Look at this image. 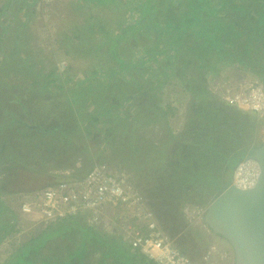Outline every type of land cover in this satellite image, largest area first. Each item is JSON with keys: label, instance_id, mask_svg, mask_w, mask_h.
I'll list each match as a JSON object with an SVG mask.
<instances>
[{"label": "trees", "instance_id": "1", "mask_svg": "<svg viewBox=\"0 0 264 264\" xmlns=\"http://www.w3.org/2000/svg\"><path fill=\"white\" fill-rule=\"evenodd\" d=\"M37 1H31L30 4ZM96 1L112 4L123 0ZM133 9L138 10V17L134 22H130L129 15H134L132 9L127 13L128 17L123 15V22L126 24L116 33L110 49L117 47L119 41L139 38L141 34L146 35L147 38L153 37V41L145 43V53L134 63H131L130 59L115 56V64L107 69H101V74L104 73L105 77L97 79L96 84H90V79L94 75H88L84 79L75 81V84L67 89H62L61 85L56 86L54 93L64 91L54 97L53 102L48 105L34 94L35 89L33 93L31 87L18 86L12 82L13 78L7 73L0 76V83L3 86L17 87L28 94V97L24 96L27 100L13 99L3 103L4 112L9 113L1 116L0 126H10V130L8 129V134L2 135L4 138L0 140V151H3L0 164H5V170L14 172L18 179L22 177L33 179L47 170V166L44 165L46 163L52 169L54 166L52 164L57 160H68L74 155L79 158L80 152L86 150L95 135L100 133L98 130L103 133L100 139L107 135L112 141L117 139L116 142L121 144V130L114 126L117 122V114L116 117L112 116L115 110H120L126 120L133 122L132 130L139 128L141 121L142 125L149 127L160 116L162 119L175 118L179 109L169 102L162 106L160 95L162 86L166 84L165 77L178 75L182 84L189 85L188 90L192 93L190 104L194 105V109L189 112L190 117L182 128L176 131L166 130L161 136L164 138V145L170 147L172 142L175 148L169 158L164 157L169 161L168 167L163 168L160 163L152 167L157 189L152 192L149 183L140 175V171L130 167L121 158L113 161L100 159L92 167L104 163L111 167H125L130 170L134 174L133 180L138 186L136 187L146 198V203L157 217L160 228L182 252L199 261L209 249L204 235L212 234L213 229L209 227L210 230H207L206 227L207 231L202 228L201 230L187 216L188 211H193L194 214L197 209H201L205 200L201 205L190 200L183 204L184 196H187V199L198 196L207 200L212 195L215 197L221 184L230 181L232 170L248 151L238 148L230 152L223 148L228 143L236 146L231 141L247 131V129L243 131L247 121L244 118L236 121L235 115H240L242 112L228 106L209 91L207 88L209 77L201 73V69L221 58L224 61L241 64V67L264 81V0H145L141 6L136 5ZM10 60L8 59L7 62ZM25 61L22 60L23 63ZM155 63L157 65L159 63V69L163 70L157 71L155 68L158 66ZM150 68H153L151 69L153 72L149 71ZM52 73L53 71L47 76ZM22 94L23 92L20 95ZM61 97H65V101L61 100V103L64 102L63 105L56 101V98L60 100ZM34 99H38L35 104L31 102ZM141 99L148 101L150 106L140 112L137 111V114L133 108L139 109L137 106ZM36 108L39 112L41 110L43 113L44 110L50 113L41 123L31 125L34 120L30 119L31 122L27 123L29 118L25 116L27 114L31 116L30 112L36 111ZM0 111L2 114V108ZM14 113L19 116L23 114L24 117L20 119ZM77 113H82V120L77 118L75 115ZM53 120L56 122L51 123ZM85 122L91 127L90 130L84 129ZM253 124L251 126L256 130V122L254 121ZM12 129L19 132L18 136L21 137H18ZM126 130L122 129V133L126 134ZM140 130L138 129L137 133L140 137L135 134V139L132 141L134 146L130 152L138 156L143 150L146 151V155L142 154L140 166L144 165L145 161L153 164L147 154L154 152L155 143H152L153 140L147 137L144 130ZM27 136L28 141L25 142ZM100 139L98 138L97 141ZM59 144L62 146V155L52 150ZM162 144L163 141L160 145ZM6 153L12 156L9 159L5 158ZM75 161L70 163L71 168H77ZM87 171L79 173L71 169L70 174H62L63 176L59 177H52L55 173H50L49 183L43 186L39 184L25 187L28 178L19 180L24 184L18 187L19 189H9L8 186L0 185V191L5 190L10 195L3 201L0 200V213H5V216L0 218V230H6L8 235H11L15 231L20 233L24 231V227H28L13 211L11 202L15 198L19 201L22 194H29L49 184L76 181ZM171 182L175 186L174 189L170 187ZM161 189L162 195L159 191ZM165 195H169V201L163 199ZM167 202L168 205L174 203L176 209L169 212ZM168 213L170 216L177 215L176 223L170 219ZM203 222L208 225L205 220ZM54 224L53 227H47L38 234L30 235L6 264H60L53 259V248H50L47 257L43 256V251L48 248L50 241L64 236L73 243L77 242L79 247L67 251L66 261L61 264H84L83 259L88 251L101 255L98 264H154L126 241L99 233L80 217L65 219ZM185 231L193 233L192 238L197 241V245L196 243L190 245L181 237ZM74 258L78 261L73 263L71 261Z\"/></svg>", "mask_w": 264, "mask_h": 264}, {"label": "rangeland", "instance_id": "2", "mask_svg": "<svg viewBox=\"0 0 264 264\" xmlns=\"http://www.w3.org/2000/svg\"><path fill=\"white\" fill-rule=\"evenodd\" d=\"M31 1L35 0H0V62L2 63L0 64V76L7 73L13 78L12 82L18 86L21 85L23 88L31 87L33 93V89H35L34 94L38 95L41 100L48 105L53 102L54 97L61 95L64 91H60L58 94L54 93V87L61 85L62 89H67L70 85H74L75 81L84 79L88 75H94V77L90 79V84H96L97 79L105 77L104 73L101 74V69H107L115 64V56L119 55L120 57L130 59L131 63H134L145 53V43L153 41V37L147 38L146 35L141 34V37L143 36L142 38H130L124 41H119L117 47L110 49V45L113 43L112 40H115L116 38V33L120 32L123 25L126 24L123 22V15L125 14L126 17H128L127 13H130V10L132 9L134 15L128 14V19L130 22H134L135 18L138 17V10L133 9V7L136 5L141 6L145 0H133L134 2L132 0H120L121 2L118 1L112 4H109L108 2L100 3L96 0H38L36 3L30 4ZM2 30H4L3 34ZM8 59L11 60L7 62ZM218 59L219 60L214 61L213 64L201 69V73L205 74L206 77H209L207 88L218 99L222 98L223 92H225L226 88L235 86L240 87L241 84L247 80L252 81L259 78L253 75L248 69L241 67V64L238 65L237 62L232 63L226 60L224 61L221 58ZM22 60H26L25 63H23ZM155 65L158 66L159 63L158 65L155 63ZM151 69L153 68H150L149 71L153 72ZM155 69L159 72L163 70L159 69V66ZM52 71L53 73L50 76H47ZM188 72L189 71H187V73ZM165 78L166 84L161 88L160 104L164 106L166 102L173 103V105L179 109L175 118L171 117L167 118V120L165 118L162 119L160 116L158 117L159 119L156 118V122L149 127L142 125L141 121L140 125H138L139 128L136 127L132 130L131 126L134 125L132 124L133 122L126 120L120 110H115L112 116L116 117L115 114H117V122L114 126L116 129L121 130L122 136L120 139L122 145L116 142L117 139L112 141L107 135L103 139H100L101 136H103V133L98 130L100 133L95 135L94 139L91 140L89 145H87L88 147L86 146V150L80 152L79 158L74 155L68 160H57V162L52 164L54 165L52 169L47 163L44 164L47 166V170H44L41 176L34 177L33 179H31L32 177H22L24 180H26V178L29 180L25 184V187L39 184L43 186L45 183H49L51 179L50 173H55L52 177H59V174L57 173L66 171V169L70 170L72 165H69L75 160V158L76 161L74 164L78 160L83 172L90 169L97 160L108 159L113 161L121 158L125 163L130 165V167L140 171V175L149 183V188L154 190L157 186L155 176H153L154 173H152V167L156 163H160V166L163 168L168 167L169 161H166L164 157L169 158L174 153L175 148L173 147L172 142L170 147L164 145V138L161 136L166 130L172 131L175 129L176 131V129L182 128L190 117L189 112L192 108L194 109V105L190 104L192 93L188 90L189 85L182 84L181 80H179L181 78L175 74L167 75ZM22 92L23 94L20 95ZM25 95L28 97L27 92H24V90L20 88H7L6 85L3 86V84L0 83V108H2L3 112L0 114V121L2 119L1 116L9 113L4 112L3 103H5L6 100L10 101L13 99L16 101L18 99L23 101L27 100L26 97L24 98ZM61 100L65 101V97H61L60 100L56 98V101L60 102L58 104L63 105L64 102L61 103ZM31 102L35 104V102H38V99L31 100ZM138 104L137 107H139V109H135L136 107L133 108L136 113L137 111L140 112L150 106L149 102L143 99L139 100ZM227 105L242 112L240 115L236 114L234 118L236 121L244 118L245 121H247V126H243L245 129H242L243 131L247 129V131H245L241 137H236V139L231 141L236 146L228 145V143L225 144L223 148L230 152L238 148L247 151L249 147L262 143L264 141L262 139L264 136L262 130H264V128L260 126L263 120H261L255 112L241 110L231 104ZM59 108L60 106L57 110H59ZM30 113L31 116L28 114L25 116L26 118H29L27 123H30V119H32L34 121L31 125H37L39 124L38 120H40L41 117L48 116L50 112H44L43 110L42 113L41 110L39 112L36 108V111L32 110ZM14 114L20 119L21 117H24L23 114L20 116L19 114ZM81 114L82 113H77L75 115L78 119L82 120ZM254 121L256 122V130L251 126ZM53 122L56 121H51V123ZM83 125L85 130H90L91 127L87 122ZM9 127L10 126H0V140L4 138L2 135L8 134V129L10 130ZM122 129H128L126 130V134L122 133ZM138 129H141L140 131L144 130L147 137L153 140L152 143H155L154 152L147 154L149 155V160L153 164L145 161L144 165L140 166L142 164V154L146 155V151L143 150L138 156H134L130 152L134 146L132 141L135 139V134L138 133ZM81 130H83V128ZM14 132L17 136L20 134L19 132ZM92 135L93 134H91V136ZM98 138L100 139L99 141H97ZM82 140L83 139L80 138V141ZM161 140L163 141L162 145H160L162 142ZM26 141H28V136L25 142ZM52 150H54V152L57 151L60 155L62 146L59 144V146L52 148ZM5 151L6 148L4 149V152ZM2 152L3 151L1 150L0 157L2 156ZM11 156L12 154L10 153L5 154V158L9 159ZM20 159L23 161L22 158ZM80 164L78 163V165ZM145 170L147 171L146 174ZM135 172L139 173L137 171ZM16 176L17 175H15L14 172L5 170V164H0L1 187L8 186L9 189H19L22 185L24 186V184L19 181L22 178L18 179ZM131 181L137 186L134 180ZM170 186L172 189L175 188L172 182L170 183ZM164 188L166 187H163V189ZM159 191L163 190L161 189ZM9 196L10 195L7 194L5 190L0 191L1 201ZM213 197L214 196L212 195L207 200V198L201 199L198 196H195L194 198L191 197L192 199H187V196H184L185 199L183 204L188 203V200H190L195 204L200 203L201 205L204 202L203 200H205L204 205H201L202 208L197 209L194 214L193 211H188V214L186 212L187 216L199 223L200 227L203 225L200 223L203 212L207 206H209ZM10 199H12V197H10ZM11 203L15 213L17 210L18 199L15 198ZM169 205V212H172V209L174 210L177 207L174 206V203ZM180 205L181 204L179 203V207ZM176 212L179 213V211ZM3 216H5V213H0V218ZM25 219L27 218L23 216L24 221H20L25 222V226L28 227H24L23 229L25 230L20 233L15 231L11 235H8L6 230H0V264H6L9 258L18 251L17 248L21 247V244H23L30 235L38 234L41 230L55 225L53 223L47 226L33 225L30 227L31 222L25 221ZM93 229L99 233L107 234L110 237L122 239L119 229L116 226L113 228L108 226L106 229L103 227H93ZM32 230L34 231L31 233ZM204 230L207 231L206 229ZM205 234L204 237L207 238V245L218 248L214 259L219 258V253H227L230 258L223 260V263L234 264V251L230 242L225 237L216 233ZM181 237H183L188 244L193 245L196 243L197 245V241L192 238V232L185 231L181 234ZM77 247H79L77 242L73 243L72 240L65 236L59 237L50 241L48 248L43 251V256L47 257L50 248H53V259H56L55 261L61 264L63 261H66L65 256L67 255V251H72ZM65 252L66 254L64 255ZM100 258V254H93V252L88 251L85 254L83 263L98 264ZM77 261L74 258L71 262L74 263Z\"/></svg>", "mask_w": 264, "mask_h": 264}, {"label": "built area", "instance_id": "3", "mask_svg": "<svg viewBox=\"0 0 264 264\" xmlns=\"http://www.w3.org/2000/svg\"><path fill=\"white\" fill-rule=\"evenodd\" d=\"M222 99L240 109L255 112L264 121L263 80H247L240 87L226 88ZM262 133L264 135V130ZM258 167V162L253 159L239 161L230 183L243 190L253 188L260 175L259 167L257 176ZM15 212L21 221L25 216V221L31 222L30 227L76 217L83 218L91 227L116 226L122 239L154 264H224L223 260L230 258L227 253H219V258L214 259L218 250L215 246H209L199 261L182 252L160 228L127 171L104 163L96 164L76 181L50 184L22 194Z\"/></svg>", "mask_w": 264, "mask_h": 264}, {"label": "water", "instance_id": "4", "mask_svg": "<svg viewBox=\"0 0 264 264\" xmlns=\"http://www.w3.org/2000/svg\"><path fill=\"white\" fill-rule=\"evenodd\" d=\"M260 166L253 188L224 184L204 211L214 233L225 237L234 251V264H264V142L251 146L245 156Z\"/></svg>", "mask_w": 264, "mask_h": 264}, {"label": "flooded vegetation", "instance_id": "5", "mask_svg": "<svg viewBox=\"0 0 264 264\" xmlns=\"http://www.w3.org/2000/svg\"><path fill=\"white\" fill-rule=\"evenodd\" d=\"M43 118L44 117H41V119L40 120H38V123H41L42 122V120H43ZM43 124V123H42ZM27 142V141H26ZM79 147H84V146H79ZM250 148V147H249ZM75 160H76V158H75ZM75 160H73V161H75ZM72 161V162H73ZM71 162V163H72ZM79 164H80V162H78ZM78 163L76 162V166H77V168L75 169L74 168V170L75 171H77V172H79V173H81V172H83L82 171V168L80 167L81 166V164L80 165H78ZM69 166H71V165H69ZM116 168H121V169H124V170H126L127 171V173H128V175H129V177H130V179L131 180H133V174H132V172L130 171V170H128V169H126L125 167L123 168V167H116ZM71 169H73V168H71ZM70 169V170H71ZM80 169V170H79ZM70 170L69 171H67V169H66V171H61V172H59V173H57V174H59V176H63V175H66V174H70ZM65 173V174H64ZM63 174V175H62ZM2 175V174H1ZM68 176V175H67ZM155 180H156V178H155ZM227 182H224V183H222L221 185H224V184H226ZM162 187V186H161ZM171 187V186H170ZM219 188H221V186L219 187ZM152 192H154V190H151ZM156 192H157V190H156ZM158 193V192H157ZM216 193H217V191H216ZM158 194H160V193H158ZM160 195H162V191H161V194ZM166 199V200H168L169 201V195H165V196H163V199ZM162 199V198H161ZM158 202H160L159 200H157ZM166 205H168V202L166 203ZM166 207V206H165ZM168 207V209H169V207H170V205H168L167 206ZM151 209V208H150ZM205 211V210H204ZM155 215V214H154ZM168 215H169V217H170V219L172 220V221H174L175 223L177 222V219H176V216L173 214L172 216H170V214L168 213ZM203 215H204V212H203ZM193 216V215H192ZM156 217V216H155ZM156 219H157V217H156ZM203 220H204V217L202 218ZM201 219V221H200V223L201 224H203L202 225V227H200V225H199V223H197L195 220H192L193 222H194V224L197 226V227H200V229L202 228L203 230L204 229H206V227L210 230V228H209V225H206L204 222H203V220ZM158 221V220H157ZM159 223V222H158ZM179 224V222L177 223V225ZM159 226H160V224H159ZM162 229V228H161ZM201 229V230H202ZM163 230V229H162ZM164 231V230H163ZM165 232V231H164ZM213 233H214V231H213Z\"/></svg>", "mask_w": 264, "mask_h": 264}, {"label": "clouds", "instance_id": "6", "mask_svg": "<svg viewBox=\"0 0 264 264\" xmlns=\"http://www.w3.org/2000/svg\"><path fill=\"white\" fill-rule=\"evenodd\" d=\"M221 99H222V98H221ZM221 99H220V100H221ZM222 100H223V99H222ZM222 100H221V101H222ZM223 101H224L225 103H227V104H230L229 102H226L225 100H223ZM223 101H222V102H223ZM231 105H232V104H231ZM233 106H234V105H233ZM235 107H237V106H235ZM237 108H238V107H237ZM239 109H240V108H239ZM241 110H243V109H241ZM245 111H246V110H245ZM243 159H245V157H244ZM243 159H241V160H243ZM241 160H240V161H241ZM235 166H236V165H235ZM114 168H115V167H114ZM233 170H234V169H233ZM233 170H232V177H231L230 181H231L232 178H233ZM230 181H228L227 183H230Z\"/></svg>", "mask_w": 264, "mask_h": 264}, {"label": "bare ground", "instance_id": "7", "mask_svg": "<svg viewBox=\"0 0 264 264\" xmlns=\"http://www.w3.org/2000/svg\"><path fill=\"white\" fill-rule=\"evenodd\" d=\"M258 165H259V164H258ZM259 167H260V166H259ZM259 167H258V170H257V176H258V174H259ZM259 177H260V175H259ZM230 185L236 187L233 183H230ZM222 186H223V185H222ZM222 186H221V187H222ZM236 188H238V187H236ZM219 189H220V188H219ZM219 189H218V190H219ZM238 189H241V188H238ZM218 190H217V191H218ZM145 199H146V198H145ZM157 220H158V219H157Z\"/></svg>", "mask_w": 264, "mask_h": 264}]
</instances>
